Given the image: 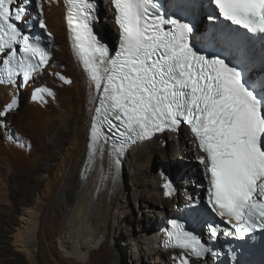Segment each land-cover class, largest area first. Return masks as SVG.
Listing matches in <instances>:
<instances>
[{"label": "snow or ice", "instance_id": "snow-or-ice-1", "mask_svg": "<svg viewBox=\"0 0 264 264\" xmlns=\"http://www.w3.org/2000/svg\"><path fill=\"white\" fill-rule=\"evenodd\" d=\"M111 4L120 34L114 55L94 33L91 0H66L73 52L99 100L92 118L89 157L102 155L108 144L111 158L123 153L125 139H149L165 128L186 124L204 154L199 163L208 174V205L234 228L225 236L244 239L264 229V82L257 86L244 75L247 67L237 51L243 38L209 14L212 39L219 38L227 49L209 58L190 43L193 26L162 14L156 0H111ZM209 4L215 5L223 21L264 36V0H209ZM33 5L41 9L39 0H0V53L7 56L3 66L9 83H15L20 74L24 83L29 82L49 61L39 39L23 34L19 26ZM42 16L41 9L33 19L44 29ZM36 93L54 96L46 88H37ZM39 98L43 100L42 95ZM16 105L14 98L0 117ZM102 125L118 135V146L101 132ZM112 163L115 185L120 162ZM171 225L168 238L174 246L197 259L210 251L183 226L175 221ZM216 235L212 228L211 236ZM181 264L188 261L181 258Z\"/></svg>", "mask_w": 264, "mask_h": 264}, {"label": "bare ground", "instance_id": "bare-ground-1", "mask_svg": "<svg viewBox=\"0 0 264 264\" xmlns=\"http://www.w3.org/2000/svg\"><path fill=\"white\" fill-rule=\"evenodd\" d=\"M104 1L107 17L111 7L108 0ZM111 18L108 16L107 20L111 21ZM45 19L56 36L55 40L61 45L56 44L53 61L46 68V72L39 74L34 81L39 80L36 89L46 88L54 93V96L43 93L33 100V94L37 95L36 91H33L32 97L26 100L30 112L25 117L29 130L39 144L42 158L39 162H33L30 155L21 152L20 147H23L16 144L15 148L8 141L9 138H5V143L3 141L2 144L4 159L9 164L14 160L23 163L28 159L31 162L29 165L23 164L26 208L20 217L22 225L15 235L14 245L26 251L30 264H117L122 257H117L115 253L120 254L122 249L116 244L118 236L121 237L124 233L122 223L129 214L122 186V166L120 168L119 165L117 180L113 185L111 175L115 171L112 163L115 156H108L107 144H104L102 155L98 153L94 159L89 157L88 144L97 93L71 49L64 0L46 2ZM109 23L113 24L112 21ZM114 32L117 33V29ZM58 52L59 55L62 54L59 58ZM60 76L70 82L65 83ZM34 81L25 91L32 87ZM19 94L20 91L11 85L0 86V111L14 98L17 100V105L13 108L15 110L22 100ZM41 95L43 100L39 98ZM13 117L14 115H11L8 122H11ZM1 118L6 119V116ZM8 122L0 121V125L7 129L11 126ZM175 135L178 140L173 143L183 153L184 160L194 159V141L188 132L181 130ZM164 137L158 136L151 141L138 143L128 153L139 154V161L134 170L137 185H134L135 190H148L146 195H138L136 198L138 201L156 200L155 204L161 208V216H166L173 207L172 196L165 195L164 186L168 180L162 175L153 176V181L149 182L145 178L151 177L148 166L152 155L164 150ZM32 147L34 149V143ZM127 157L125 160L128 163ZM178 158L180 157H176ZM189 166L187 163H176L175 170L181 177L178 184L196 198L199 172L196 171L195 174L193 168L188 169ZM40 170L45 173L40 178H34L35 172ZM7 187V190L0 192V197L5 201L6 197L13 195L11 186L8 184ZM154 218L148 227L145 226L146 221L142 223L140 232L144 242L136 245L133 253V256L137 257L136 263L144 254V246H149L154 253L153 264H176L171 254L170 262H165L164 258L162 259L163 252L157 242L153 241L155 229L165 225L159 215ZM126 234L129 237L133 235L127 232ZM59 244L64 252L61 248L58 249Z\"/></svg>", "mask_w": 264, "mask_h": 264}, {"label": "rangeland", "instance_id": "rangeland-1", "mask_svg": "<svg viewBox=\"0 0 264 264\" xmlns=\"http://www.w3.org/2000/svg\"><path fill=\"white\" fill-rule=\"evenodd\" d=\"M102 6V7H101ZM102 12H106V4L103 0L101 4ZM111 16V13H110ZM112 21V20H111ZM110 20H106V27L110 32H114L115 27L112 26L109 22ZM113 23V22H112ZM114 27V28H113ZM57 45H61L57 40H55ZM59 50H61L59 48ZM58 50V51H59ZM62 54L59 55L58 58L61 57ZM57 59V57H56ZM38 80L34 83L36 84ZM38 84V83H37ZM32 88L27 89L26 91H20L21 103L18 105V109H12L11 111L6 113V119L0 117V121L8 122V118L11 115H14L11 122H8L11 126L6 129L5 126L0 125V192L3 190H7V185L9 184L11 187L12 194L5 199L0 197V264H30V259L26 251L21 247H16L14 245L15 235L18 233V230L21 227L20 217L22 215L23 210L26 208V204L24 203V198L26 197V193L24 192V184L26 183L24 180V165L31 164L28 159H25L23 163L20 161H13L12 164H9L5 158L4 151L2 150V144L5 138H9L13 146L16 148L18 145L20 147L21 152L30 155V158L33 162H39L42 158V153L39 150V144L37 143L36 139L33 137L32 132L29 130L28 123L25 120L26 115L30 112V107L27 104V99L31 97ZM33 92V91H32ZM27 100V101H26ZM7 104L4 105V108ZM15 111V112H14ZM3 119V120H2ZM45 121V122H44ZM26 122V123H25ZM44 124H46V120L43 119ZM12 131H9L11 130ZM8 131V133H7ZM6 133V135H5ZM11 135V137L9 136ZM5 136V137H4ZM13 140V142H12ZM164 150L163 152L153 154L150 158L149 162V178H145L147 182L153 181V176H160L162 175L164 178L168 180L170 174L174 173L178 176L175 166L176 163H180L181 157H183V153L173 141L178 140V136H165L164 137ZM7 141V142H8ZM5 143V141H4ZM33 143L35 145L34 149ZM193 143V155L195 156V145ZM17 144V145H16ZM9 145V144H8ZM32 145V146H31ZM32 149V150H31ZM16 151L20 152L18 149ZM176 157H180L176 159ZM127 161H124L122 170H121V179H122V186L125 190L126 196V204L128 207V217H125L124 222L122 223V228L124 233L121 237L118 236L119 240L116 244L118 248L120 247L121 253H115L119 258L117 264H153L152 263V255L154 254L153 251L150 249L149 246H144V254L142 258L136 263V258L133 256V253L136 250V245L140 242L141 244L144 242V238L142 237L141 227L142 223L146 221L145 226L148 227L151 221H154L155 215L161 216V208L157 204H155L156 200H140L136 198L138 195H146L148 190H144L143 188H138L137 191L135 190V183L134 173L135 168L137 167V162L139 161V154L136 152H131L128 157ZM130 158V160H129ZM12 159V158H11ZM184 159V158H183ZM184 163L191 165L193 163V158L191 160H184ZM24 164V165H23ZM182 164V163H181ZM45 172L43 170L35 172L34 178H40ZM139 174V172H138ZM168 176V177H167ZM181 177L176 178L180 180ZM178 184V183H177ZM178 187L182 188L181 184H178ZM143 189V191H142ZM146 192V193H145ZM155 194V193H153ZM179 193L176 194V197L173 198V207L170 209L169 213L166 215L168 216L170 213L174 212L175 206L174 203L180 202ZM136 198V199H135ZM157 199V196L154 197ZM178 198V199H177ZM18 208V209H15ZM124 219V218H122ZM144 226V227H145ZM127 233H132V237L127 236ZM147 243V242H145ZM148 244V243H147ZM60 245V244H59ZM62 247H58L61 250ZM64 252V250H61ZM132 253V254H131ZM162 259L165 262H170L168 254L162 253Z\"/></svg>", "mask_w": 264, "mask_h": 264}]
</instances>
